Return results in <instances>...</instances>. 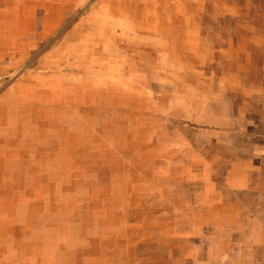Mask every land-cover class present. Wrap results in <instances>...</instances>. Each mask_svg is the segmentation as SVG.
<instances>
[{
    "label": "rangeland",
    "instance_id": "obj_1",
    "mask_svg": "<svg viewBox=\"0 0 264 264\" xmlns=\"http://www.w3.org/2000/svg\"><path fill=\"white\" fill-rule=\"evenodd\" d=\"M0 264H264V0H0Z\"/></svg>",
    "mask_w": 264,
    "mask_h": 264
}]
</instances>
